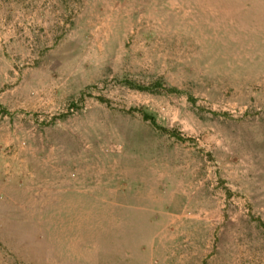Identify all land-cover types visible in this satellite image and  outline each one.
Wrapping results in <instances>:
<instances>
[{"label": "rangeland", "instance_id": "rangeland-1", "mask_svg": "<svg viewBox=\"0 0 264 264\" xmlns=\"http://www.w3.org/2000/svg\"><path fill=\"white\" fill-rule=\"evenodd\" d=\"M0 264H264V0H0Z\"/></svg>", "mask_w": 264, "mask_h": 264}, {"label": "trees", "instance_id": "trees-1", "mask_svg": "<svg viewBox=\"0 0 264 264\" xmlns=\"http://www.w3.org/2000/svg\"><path fill=\"white\" fill-rule=\"evenodd\" d=\"M162 85V82L161 81H158L157 82V86H161ZM133 87L135 88H138V89H142V90H147L148 88L147 87H143V86H138V85H132ZM172 91H179V89H176V88H172L171 89ZM103 100V99H102ZM142 112H143V116L146 120H150L151 123L159 128V129H162V130H166V128H164L163 126H161L158 122H157V119L155 117L154 114L150 113L148 110H145V109H142ZM172 133L175 135V136H180L176 130H173Z\"/></svg>", "mask_w": 264, "mask_h": 264}]
</instances>
